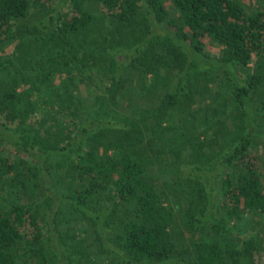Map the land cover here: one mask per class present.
Instances as JSON below:
<instances>
[{"label": "trees", "instance_id": "16d2710c", "mask_svg": "<svg viewBox=\"0 0 264 264\" xmlns=\"http://www.w3.org/2000/svg\"><path fill=\"white\" fill-rule=\"evenodd\" d=\"M263 84L264 7L0 0V264H261Z\"/></svg>", "mask_w": 264, "mask_h": 264}, {"label": "rangeland", "instance_id": "374dc122", "mask_svg": "<svg viewBox=\"0 0 264 264\" xmlns=\"http://www.w3.org/2000/svg\"><path fill=\"white\" fill-rule=\"evenodd\" d=\"M243 3L246 5V7L252 11H257L259 10L260 8H263L264 7V0H242ZM89 4V3H88ZM206 43L208 45V51L213 54V55H219L220 53V47L216 46L215 44L211 43L209 40H206ZM248 70V69H247ZM249 71V70H248ZM245 72H246V69H245ZM239 75H240V78L241 79H244V72L243 70L242 71H239ZM262 89L264 90V84L262 86ZM227 128V129H226ZM228 130V126L225 124L224 127H215L213 129H211L209 132H205L204 133V130L203 129H200L198 130V134H201L203 137L207 136V138H214V137H217V135H222L223 132L226 133V131ZM211 136V137H210ZM204 139V138H203ZM263 144V142H261ZM256 152L259 156H261V158L263 159L264 161V145H258L256 147ZM261 171H262V174H263V178H264V165H262L261 167ZM246 223V224H245ZM245 223H242L241 227L243 229H246V227H248V224L247 222ZM260 223L261 225H258V222L254 223L253 226L250 228L249 231H247V233H249L248 235H251L253 233H256L257 230L259 229H263L264 228V220L261 221L260 220ZM251 225H249L250 227ZM104 258V257H102ZM101 258V259H102ZM109 261H106L105 259H103L102 262H100V264H109L108 263ZM264 263V260H261V264Z\"/></svg>", "mask_w": 264, "mask_h": 264}]
</instances>
